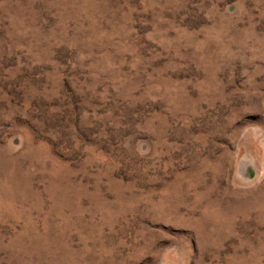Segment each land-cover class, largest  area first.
<instances>
[{
  "label": "rangeland",
  "instance_id": "1",
  "mask_svg": "<svg viewBox=\"0 0 264 264\" xmlns=\"http://www.w3.org/2000/svg\"><path fill=\"white\" fill-rule=\"evenodd\" d=\"M0 264H264V0H0Z\"/></svg>",
  "mask_w": 264,
  "mask_h": 264
}]
</instances>
